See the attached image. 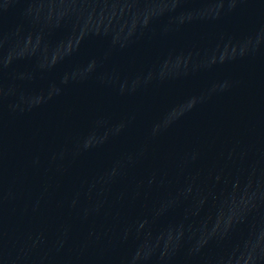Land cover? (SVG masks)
<instances>
[{
  "label": "water",
  "instance_id": "water-1",
  "mask_svg": "<svg viewBox=\"0 0 264 264\" xmlns=\"http://www.w3.org/2000/svg\"><path fill=\"white\" fill-rule=\"evenodd\" d=\"M257 0H0V264H126Z\"/></svg>",
  "mask_w": 264,
  "mask_h": 264
}]
</instances>
